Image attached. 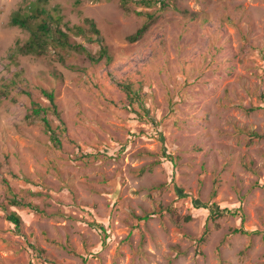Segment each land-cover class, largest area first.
<instances>
[{
  "label": "rangeland",
  "instance_id": "rangeland-1",
  "mask_svg": "<svg viewBox=\"0 0 264 264\" xmlns=\"http://www.w3.org/2000/svg\"><path fill=\"white\" fill-rule=\"evenodd\" d=\"M31 1L0 0V264H264V139L249 136L264 134V0H130L129 12L48 0L94 55L83 19L95 22L111 57L97 64L61 48L17 53L28 34L10 17ZM133 11L156 21L129 43L144 21ZM42 91L56 146L25 118L32 102L50 106ZM210 202L243 221H209Z\"/></svg>",
  "mask_w": 264,
  "mask_h": 264
},
{
  "label": "trees",
  "instance_id": "trees-1",
  "mask_svg": "<svg viewBox=\"0 0 264 264\" xmlns=\"http://www.w3.org/2000/svg\"><path fill=\"white\" fill-rule=\"evenodd\" d=\"M99 1V0H92ZM128 1L130 0H120L121 8L129 12ZM135 4H139L143 7H150L153 5H159L161 10L174 9L177 10L170 2L166 0H139L135 1ZM48 0H33L31 1L25 10H20L15 12L9 21V25L11 27H17L22 31L28 34L27 40L23 45L17 46V53L21 55H32L34 57H41L45 55L48 51L55 50L57 48L68 49L70 51L76 52L78 54H82L87 58L90 62L97 64L101 60H105L106 62L111 61V57L108 53L107 47L104 45L103 37L101 36L100 31L96 27V24L93 20L89 18L83 19L84 24L87 26L89 34L95 36V41L99 45V50L96 55H94L91 51H89L86 47L81 44L72 43L69 40V34L72 36H81L84 35V30L79 26L69 27L67 22H63L62 16L59 14V9L57 7L49 8L47 6ZM138 16H143L144 21L142 25L131 35L126 37L127 42L134 43L139 41L151 24L156 21V17L152 13L148 12H140L133 11ZM89 40L92 41L91 38ZM121 89L126 93L129 101H140L138 94L133 90L132 84L127 83L121 86ZM43 95L49 101V107H42L38 103L32 102L31 114L27 115L26 119H35L38 120L43 126L45 132L49 136V140L56 146L58 145L59 139L57 133L52 129L50 122L47 118L49 112L56 113V104L54 99V94L52 92L42 91ZM249 136L251 139L261 140L264 139V134H258L256 132H250ZM215 196V190H213L212 197ZM11 205H24L26 207H31L30 204H25L16 199L10 200ZM195 205V203H194ZM196 206V205H195ZM197 207V206H196ZM34 209V208H32ZM171 208H167L170 212V217L174 222H178L179 217L175 213L174 210H170ZM207 210L209 212L208 220L213 221L218 218L226 217V216H237L241 222L243 221V216L239 214V210L230 211L228 209L220 208L216 203L210 202L207 206ZM155 215V213L146 214L143 217H139L136 215H132L136 221H146L150 218V216ZM5 219L11 223L15 229H19L21 225V218L14 212L7 213L5 215ZM190 217H184L183 221L187 222ZM207 227V226H206ZM103 230V227H100ZM208 231L205 228L201 237L198 239V243L200 244ZM233 233L241 234V235H249L256 234L257 232L246 231L240 226L237 229L233 230ZM264 240V237H263ZM52 264V263H51ZM57 264V263H53Z\"/></svg>",
  "mask_w": 264,
  "mask_h": 264
}]
</instances>
